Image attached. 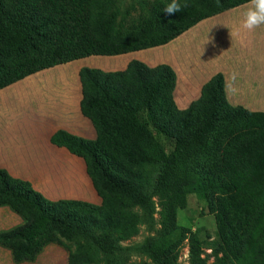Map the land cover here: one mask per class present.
Here are the masks:
<instances>
[{
  "label": "trees",
  "instance_id": "obj_1",
  "mask_svg": "<svg viewBox=\"0 0 264 264\" xmlns=\"http://www.w3.org/2000/svg\"><path fill=\"white\" fill-rule=\"evenodd\" d=\"M247 2L179 0L182 11L168 15L163 10L170 0H152L126 20L118 19V0H0V89L84 57L164 45L198 22ZM79 78L80 109L96 137L58 131L51 143L84 160L102 204L50 201L29 181L0 168V204L26 219L0 233V244L12 250L14 260H34L45 244L56 242L71 250L67 264H96L100 252L112 254L136 237L139 209L151 213L156 204L158 236L140 248L151 263L130 264H177L185 241L189 264H264V131L224 145L230 132L249 125L250 114L227 101L223 75L215 74L183 110L174 102L176 75L168 65L131 60L117 72L84 67ZM157 136L169 141V151ZM152 164L162 167L149 196ZM208 193L215 198L219 240L212 255L177 226L187 197Z\"/></svg>",
  "mask_w": 264,
  "mask_h": 264
},
{
  "label": "crops",
  "instance_id": "obj_2",
  "mask_svg": "<svg viewBox=\"0 0 264 264\" xmlns=\"http://www.w3.org/2000/svg\"><path fill=\"white\" fill-rule=\"evenodd\" d=\"M248 6L249 2L204 19L164 45L84 57L0 89L1 103L10 108L0 113V168L29 181L50 201H88L93 184L84 160L53 145L51 137L65 131L95 139V128L80 109L79 71L84 67L123 71L131 60L149 67L168 65L175 72L173 99L180 110L197 100L202 86L221 73L227 101L249 112L251 128L264 129V25L251 31L241 26ZM25 223L10 205L0 204V233ZM68 256L63 246L49 242L34 260L17 262L12 250L0 244V264H67Z\"/></svg>",
  "mask_w": 264,
  "mask_h": 264
},
{
  "label": "rangeland",
  "instance_id": "obj_3",
  "mask_svg": "<svg viewBox=\"0 0 264 264\" xmlns=\"http://www.w3.org/2000/svg\"><path fill=\"white\" fill-rule=\"evenodd\" d=\"M152 0H118L119 18L118 19H130L136 17L142 12V9H146L148 2ZM14 100L10 99L9 103H13ZM0 101V113L9 111L10 108H5ZM12 112V110H11ZM251 120V118H250ZM254 129L250 125L233 130L224 139V145H229L236 141L245 142L250 133ZM264 131V129H262ZM157 139L170 150V143L164 137L157 136ZM161 164H152L147 167L148 172V185L146 193L152 196V192L161 170ZM90 198L87 202L96 206L102 204V197L100 193L94 188L90 193ZM83 201V200H78ZM152 201L156 203L155 198ZM157 205L155 204L154 210L151 213H147L142 209H139L141 215V225L139 234L130 240L121 242L118 244L117 250L112 254H106L100 252L99 259L96 264H130L139 262L151 263L150 257L142 251L140 248L147 240L154 239L158 236L160 225L158 222ZM177 226L178 230L182 228L188 231V235H193L201 244V247L205 253L212 255V250L218 245V232L215 222V198L211 194H206L204 198L198 197L195 194H190L187 197L186 205L183 209L178 210L177 213ZM61 245V244H60ZM63 246L69 253L70 249L66 244ZM189 251L188 242L185 241L177 261V264H189L188 261ZM209 261H214V257H209Z\"/></svg>",
  "mask_w": 264,
  "mask_h": 264
},
{
  "label": "clouds",
  "instance_id": "obj_4",
  "mask_svg": "<svg viewBox=\"0 0 264 264\" xmlns=\"http://www.w3.org/2000/svg\"><path fill=\"white\" fill-rule=\"evenodd\" d=\"M168 15H174L182 11L179 0H170L163 10ZM264 25V0H249V6L243 13L242 27L253 30Z\"/></svg>",
  "mask_w": 264,
  "mask_h": 264
}]
</instances>
